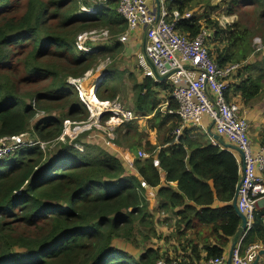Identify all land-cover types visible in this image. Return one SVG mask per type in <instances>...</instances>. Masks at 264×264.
Masks as SVG:
<instances>
[{
    "label": "trees",
    "instance_id": "obj_1",
    "mask_svg": "<svg viewBox=\"0 0 264 264\" xmlns=\"http://www.w3.org/2000/svg\"><path fill=\"white\" fill-rule=\"evenodd\" d=\"M87 2L0 0V141L31 132L43 143H61L51 161L37 145L18 150L0 162V264H156L160 260L200 264L224 258L230 239L237 236L242 225L233 206L239 187L238 163L229 151L216 144L203 145L188 130L176 142L175 131L183 123L178 116L160 111L163 101L158 99L157 90L164 84L145 78L133 89L132 110L149 118L146 122L156 140L143 145L147 135L139 132L137 122L124 124L117 131L116 146L131 150L143 147L148 156L134 161L135 174L126 175L128 171L119 157L100 145L83 144L79 139L71 141L73 146L58 141L65 120L79 123L89 118L68 78H83L95 71L106 55L120 53L123 45L117 39L128 27L117 12L116 1H109L96 15H80L82 4L91 6ZM253 2L264 7V0ZM192 3L195 0H177L169 7L181 14L191 12L197 18ZM238 4L233 2V9ZM208 26L213 61L221 68L240 65L231 53L244 40L236 30L239 25L220 27L217 22H209ZM98 29H108L112 46L101 45L96 54L80 52L76 47L78 37ZM177 30L192 39L201 26L194 20L178 24ZM55 58L62 63L49 68L47 62ZM110 66L96 91L100 100H115L124 80V73ZM20 68L33 81L52 79L50 87L26 102L20 85L13 80ZM242 71L240 65L236 73L241 76ZM248 72L235 90L245 104L256 100L264 89V76L257 79L251 70ZM177 108L171 100L169 109ZM53 110L65 114L61 119L48 115L42 124L34 125L39 111ZM155 159L159 168L154 166ZM142 182L156 190L161 210L172 213L173 257L160 248L131 255L117 245L118 240L129 237L131 233L127 232L140 217L143 223L147 220L148 201ZM215 202L224 206L215 209ZM9 221L38 229V235L16 233ZM257 238L264 244V213L256 215L253 231L243 240V256Z\"/></svg>",
    "mask_w": 264,
    "mask_h": 264
},
{
    "label": "built area",
    "instance_id": "obj_2",
    "mask_svg": "<svg viewBox=\"0 0 264 264\" xmlns=\"http://www.w3.org/2000/svg\"><path fill=\"white\" fill-rule=\"evenodd\" d=\"M109 1L118 3L117 12L128 25L125 33L117 39L118 42L125 44L132 32L137 27H142L146 33L144 56L149 62L145 76L157 82H161L157 76L168 77L167 80L173 81L175 85L172 98L178 108L170 110L167 102L161 106L160 111L164 114L178 116L183 124L193 128L199 127L203 117L207 116L212 120L217 135L241 151L244 170L237 191L238 208L245 216L247 223L246 230L233 251L231 264H254L259 248L251 246L244 256L241 250L243 240L253 230L258 201L264 199V147H261L259 152L254 151V145L249 136V124L245 118L240 116V106L237 100H229L231 90L229 81L240 65L218 67L209 52L211 31L201 27L198 36L192 39L180 34L177 30V25L180 23L194 20L198 25L202 23L198 22L199 20L191 12L181 14L177 10H170V3L177 0H96L97 8L81 5L79 14L96 15L99 8L105 7ZM112 39L108 30L90 31L79 36L76 46L83 53L96 54L97 46H88V43L97 45L103 41L111 42ZM105 62L95 70L96 72L92 71L87 74L86 78H68L67 83L78 91L89 118L87 122L79 123L65 120L59 142L65 143L67 138L70 141L79 139L81 135L93 128L105 134L110 133L113 139L115 130L124 124L146 122L149 119L139 116L132 109H127L118 99L107 101L100 100L96 96V87L99 81L106 76V67L111 65L109 61ZM93 72L96 74L92 81L95 84L92 87L96 91L91 97L87 92L89 88L87 85ZM48 118L47 114L42 116L38 114L36 124ZM31 137L27 133L1 141L11 142L10 146L20 148V150L37 145L44 149L51 145L39 139L34 141ZM10 146H4L2 150L4 156L18 151ZM138 157L139 159L148 158L144 153H139ZM159 165V161L155 159L154 166L159 168ZM131 168L135 171L134 167L131 166ZM141 187L148 188L145 182L141 183ZM225 258L212 259L200 264H224ZM156 264L168 263L159 261Z\"/></svg>",
    "mask_w": 264,
    "mask_h": 264
},
{
    "label": "rangeland",
    "instance_id": "obj_3",
    "mask_svg": "<svg viewBox=\"0 0 264 264\" xmlns=\"http://www.w3.org/2000/svg\"><path fill=\"white\" fill-rule=\"evenodd\" d=\"M84 1L86 2L88 1L87 3L91 4V6L89 7L97 8L98 6V4L95 3L96 0H83V2ZM235 1L239 2V4L235 7V9H233L232 3ZM192 4L194 5L193 12L196 13L197 15L196 17L199 20L198 22L202 23V25L200 26L202 28L207 29L209 32H210V27L208 26L209 22H217L220 27L222 26L233 27L234 24L239 25L238 27H236V30L240 32L241 36L244 37L243 38L244 40L242 43H238L237 46L233 50H231V53L233 52L236 63H239L241 65V70L243 69L241 76L245 77L247 75V72L251 70V72L253 73V77L257 79L260 76L263 77L264 76V7L261 8L258 4H255L253 0H195V3ZM14 5L15 7H20L17 6L16 4ZM21 8L22 7H20V9ZM229 9L233 10V12L231 11L228 12ZM107 30L108 29H106V31ZM95 31L99 32L101 31V29ZM143 35H144L143 28L137 27L136 30L132 32L130 40L133 42H137L138 39L141 40ZM101 43L103 42H100L99 44ZM221 46L224 47L225 44H222ZM27 54L28 51L25 53V56ZM105 61H109L111 63L110 66L111 70H117L124 73V80L120 86V89L118 91V96L115 100L118 99V101L121 102L127 109H133L134 108L133 89L136 83H142L143 81L142 72L138 68L136 55H134L133 52H131L130 48H128V52H127L125 46H123V49L120 53H116L114 56L106 55V59H104V62ZM59 63L62 62L57 58L51 59L47 62L49 68H52L53 65H59ZM251 63L254 64L256 63L255 65L253 64L254 65L253 68L252 65H250ZM101 64H104L103 61ZM101 64H99L97 68ZM248 66L250 67V70L247 69ZM108 67L109 66H107L106 68ZM97 68L95 70H97ZM95 72H93L92 77L89 78L87 85V87L89 88L95 84V82L94 83L92 82L94 81L95 78L94 76L96 74ZM89 73H92V70L89 71L87 74ZM87 74H85L83 78H86ZM105 77H103L99 81V85L102 83ZM13 80L18 85H20V88L22 90V98L26 100V102H29L32 98L36 96V94L37 95L42 94L45 91H47V89L50 87L52 82V79H49L48 81H44L42 79L33 81L32 79H29L28 76H26L22 68L18 70L16 76L13 77ZM99 85L96 87V89H98ZM263 86H264V80H263ZM249 105L256 107V111L259 115L261 113L264 114V89L262 95L257 97L256 100L251 101ZM52 107L54 108V106ZM46 114L54 115L56 118L61 119L62 115L65 114V111L53 110V111H48L47 113L43 111H39L40 116ZM203 119L204 121L206 120V118L204 117ZM37 120L38 119L34 120V125ZM42 123L43 122H41L40 124ZM138 125H140L142 129H144L147 126L148 133L149 134L152 133L151 135L155 139V133L153 130H151L149 125H147L145 122H140L138 123ZM40 128L41 126H38L39 130ZM205 128H207V126L204 124V129ZM28 135L32 136L31 138L34 141H38V137L35 135V133L33 134L31 132H28ZM117 136L118 135L116 130L113 133L114 138L111 139L110 133L105 134L93 128L91 131L81 135L79 141L83 144L92 143V144H97V146L100 145L98 147L104 148L105 151L111 153L112 155H115L116 157H119V160L124 164L126 170L128 171L126 172L127 173L126 175H131L132 173L135 174V171L131 168V166L133 167L134 161L137 160L138 151H136V154H131L130 159H127L125 152L119 149L120 147L118 148V146L116 147L115 145L114 141L118 138ZM151 141L154 142L153 139ZM31 142L33 141L31 140ZM10 143L11 142H7L5 140L0 141V162L6 160V158L9 159L15 155V153L14 154L11 153L12 155L7 154L4 156V151L2 152V150H4V146L8 147L10 146L9 145ZM52 143L53 144H51L50 146H47L44 149H42L46 153V159H48L49 161H51L54 158V156H56L57 153H59L60 144H61L54 142ZM65 144L73 146V143L69 141L68 138L66 139ZM12 148L15 151L17 149L20 150V148L17 147L15 148L12 147ZM75 148L79 149V147L76 146ZM80 148L83 149L82 147ZM145 213L147 215V220L145 221V223L141 221L142 217H140L139 219L140 222L136 223L134 228L130 229L129 232H127L129 234L131 233L129 237L118 240L119 242L117 243L118 247L122 250H126L130 252L131 255L144 253L145 249L148 248H155V249L160 248L163 250L162 252L165 253L167 252L169 253L170 257H173L172 250L170 251V248L174 245V244L171 245V241L173 240L175 241V239L170 237L172 233L171 230L165 231L164 229L167 227V221H168L166 219L167 217L162 213L161 214L157 213V209L155 206H153L152 203H150L149 207L148 206L146 207ZM8 223H10L11 227L14 229L16 233H23L24 235H28V236L38 235L39 232L38 229H31L21 225L12 224L11 221H9ZM168 245L170 246L169 249L167 247ZM160 261H164V260H160Z\"/></svg>",
    "mask_w": 264,
    "mask_h": 264
},
{
    "label": "crops",
    "instance_id": "obj_4",
    "mask_svg": "<svg viewBox=\"0 0 264 264\" xmlns=\"http://www.w3.org/2000/svg\"><path fill=\"white\" fill-rule=\"evenodd\" d=\"M143 34L144 35L141 38V40L138 39L137 42H133V41L130 40V38H131V36H130L129 40L125 44H122V45L125 46V49H126L127 52H128V48H130L131 52H133V54L136 55L138 68L142 72V76H143V80H144L145 78H148V77L145 76V72H146V69L149 66V62L147 61L146 57L144 56V50H145L144 43L146 41V33H145L144 29H143ZM113 43L110 42V41H103V43H101V44L95 45V43H92V45L93 46H97V47H100L101 45L102 46L106 45V46H110L111 47ZM150 79H152V78H150ZM152 80L155 83H157V84H161V83L164 84L163 87H161V88H159V90H157L158 99L163 101L162 102L163 104L168 102L169 105H170V101L173 100L172 93H173L174 86H175L173 81H168L167 80V81H164V82H162V81L161 82H157L154 79H152ZM243 81H244V77L243 76H239V73H234V75L232 76L231 80L229 81L230 88H231V90L229 91V100H237V103L240 106V116L245 118L247 120L248 124H249V136H250V139H251V141H252V143L254 145V151L255 152H259L260 148L264 147V114L261 113L259 115L257 113V111H256V107H254L252 105H249V104H245L243 102V100H242V97L240 96V93H237V94L235 93V90L239 88V86L242 84ZM133 106H134V104H133ZM204 118H206V120L204 121V119H203V121L201 122V124L197 128H193L190 125H185V124L181 125V127L178 130L175 131L176 132V137H177L176 138V142H178L177 141L178 137L182 134V132H184L185 130H188L189 131V135L190 134L193 135L194 139L201 141L203 145L216 144L222 150H227L230 153H232L234 155V157L236 158V161L238 163V167H239V185H240L241 180H242V175H243V158H242V156L238 152H236L235 150L227 148V147H224L218 141H216L213 138V135H217V133H216V130H215V127H214V124H213L212 120L209 117H207V116H204ZM145 123L148 125V122H145ZM204 124L207 126V128H205V129H204ZM119 128H117L116 131H118ZM147 128L148 127L146 126L144 129H142V127L140 125H138L139 132L143 131V133H145L147 135V138L142 143L143 145L146 143V141H151L152 139L154 141L156 140V136H155V139H154V137L151 135L152 133H150V134L148 133ZM224 142H225L226 145H231L225 139H224ZM119 149H121L122 151L125 152V155H126L127 159H130V155L131 154H136V151H138L137 152L138 153L137 156H139V153H144L145 154V151L143 150V147L134 148L132 150L131 149L122 148V147H120ZM137 159H139V157H137ZM259 174L262 175L261 173H259ZM163 180H164V176H163ZM173 186L176 187V184H173ZM145 190H146V192L144 193V198H145V200L148 201V206H150V203H152L153 206L156 207L157 213H159V214L162 213L163 215H165L167 217L166 219L168 221H167V227L164 228L165 231L166 230L173 231L174 219H173L172 213L171 212H165V211L161 210V205L159 206L156 190L150 189V188H147ZM223 206L224 205L219 203V202H215V204H214V208L215 209L221 208ZM261 213H264V199L259 200L258 204H257L256 215L261 214ZM235 238H236V236L234 238L230 239V242L228 243V247H227V251H226V255H225V257H226L225 259L226 260H225L224 264H228V259H229V255H230L231 245L233 244ZM172 244H174V243L171 242V245ZM169 245H170V243H169ZM169 245L167 246L168 248L170 247ZM253 246H257L259 248L258 251H257L258 256H259V251L264 250V244H263V241L260 238H257L255 240V245H253ZM248 249L245 250L246 253L248 252ZM260 263H264V255L260 258L259 264Z\"/></svg>",
    "mask_w": 264,
    "mask_h": 264
},
{
    "label": "water",
    "instance_id": "obj_5",
    "mask_svg": "<svg viewBox=\"0 0 264 264\" xmlns=\"http://www.w3.org/2000/svg\"><path fill=\"white\" fill-rule=\"evenodd\" d=\"M145 43H146V41H145ZM145 43H144V46L146 45ZM157 78H158L159 81H162V82L167 81V79H168V77L160 78L158 76H157ZM213 138L216 141H218L222 146L235 150L236 152H238L243 157L241 151L237 147H235L233 145H226L225 142H224V139L222 137H220L218 135H213ZM243 170H244V166H243ZM238 189H239V187H238ZM233 206H234L236 212L238 213L239 217L242 220V225L240 227L239 233L237 234V236H236L233 244L231 245L230 255H229V259H228V264H231V259H232L233 251H234L236 245L238 244L240 238L243 236V234H244V232L246 230V223H247V220H246L245 216L240 213L239 208H238V195H236V197H235V200L233 202ZM263 255H264V250L259 251V256H257L254 264H259L260 258Z\"/></svg>",
    "mask_w": 264,
    "mask_h": 264
},
{
    "label": "bare ground",
    "instance_id": "obj_6",
    "mask_svg": "<svg viewBox=\"0 0 264 264\" xmlns=\"http://www.w3.org/2000/svg\"><path fill=\"white\" fill-rule=\"evenodd\" d=\"M87 90H88L87 92L90 94V96L93 97L95 88L94 87H92L91 89L87 88Z\"/></svg>",
    "mask_w": 264,
    "mask_h": 264
}]
</instances>
